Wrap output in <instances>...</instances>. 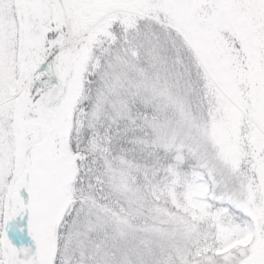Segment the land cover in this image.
Masks as SVG:
<instances>
[{
	"label": "snow or ice",
	"instance_id": "snow-or-ice-1",
	"mask_svg": "<svg viewBox=\"0 0 264 264\" xmlns=\"http://www.w3.org/2000/svg\"><path fill=\"white\" fill-rule=\"evenodd\" d=\"M0 264H264V0H0Z\"/></svg>",
	"mask_w": 264,
	"mask_h": 264
},
{
	"label": "rangeland",
	"instance_id": "rangeland-1",
	"mask_svg": "<svg viewBox=\"0 0 264 264\" xmlns=\"http://www.w3.org/2000/svg\"><path fill=\"white\" fill-rule=\"evenodd\" d=\"M9 236H10V235H9ZM11 237H12V236H10V238H11ZM13 242H14V243H16V240H15V239H13Z\"/></svg>",
	"mask_w": 264,
	"mask_h": 264
},
{
	"label": "trees",
	"instance_id": "trees-1",
	"mask_svg": "<svg viewBox=\"0 0 264 264\" xmlns=\"http://www.w3.org/2000/svg\"><path fill=\"white\" fill-rule=\"evenodd\" d=\"M9 235L12 236L13 235L12 232H9Z\"/></svg>",
	"mask_w": 264,
	"mask_h": 264
}]
</instances>
